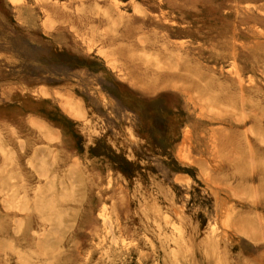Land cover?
Masks as SVG:
<instances>
[{"label": "rangeland", "instance_id": "obj_1", "mask_svg": "<svg viewBox=\"0 0 264 264\" xmlns=\"http://www.w3.org/2000/svg\"><path fill=\"white\" fill-rule=\"evenodd\" d=\"M0 264H264V0H0Z\"/></svg>", "mask_w": 264, "mask_h": 264}]
</instances>
